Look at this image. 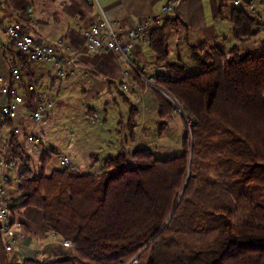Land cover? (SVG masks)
<instances>
[{
  "label": "trees",
  "instance_id": "1",
  "mask_svg": "<svg viewBox=\"0 0 264 264\" xmlns=\"http://www.w3.org/2000/svg\"><path fill=\"white\" fill-rule=\"evenodd\" d=\"M177 20L149 32L146 48L158 65L168 63L167 29ZM234 24L229 52L193 47L198 73L170 65L171 75L159 80L192 121L183 125L176 157L158 159L141 148L109 157L99 174L61 167L46 175L52 156L44 150L38 174L12 120L0 118V130L14 138L4 156L22 161L13 180L22 201L10 206L12 213L41 210L45 224L74 245L69 257L19 263L0 233V264H264V38L261 51L244 49L262 36L261 23L241 11ZM156 94L160 116H173L170 101ZM32 102L30 95L31 111ZM134 121L133 115L132 132Z\"/></svg>",
  "mask_w": 264,
  "mask_h": 264
},
{
  "label": "crops",
  "instance_id": "2",
  "mask_svg": "<svg viewBox=\"0 0 264 264\" xmlns=\"http://www.w3.org/2000/svg\"><path fill=\"white\" fill-rule=\"evenodd\" d=\"M166 1L98 0L100 8L117 31H126L146 19L159 17ZM253 1L257 3V10L254 14L249 11L246 3L236 6L235 0H181L171 17L178 19V24L167 29L169 60L165 65L169 69L170 65L184 66L188 74H196L199 72V67L192 59L191 49L193 47L204 45L205 52L212 50L229 52L236 44L234 36L236 12L243 11L257 17L261 24L263 22L264 0ZM100 8L98 5L89 3L88 0H0V21H20L23 23L25 32L43 43L57 46L60 53L72 60L73 74H69L63 83L68 84L72 96L77 99V104L82 100L84 104H87V107L82 110L88 116V120H90L89 115L98 116V105H101L105 113L102 122L107 125L108 120L111 119L115 121L113 124L115 132L126 133L123 136L124 140L121 137L113 140L102 136L104 141L100 148H104L103 152H106L108 156L105 159H102L98 152L89 153L94 162L103 160L105 164L109 157L123 152L124 146L128 155L137 149L149 148L145 133L152 130L154 125L160 126L163 130L160 133V138H162L163 134L171 129L172 119H177V117L175 114L161 117L159 99L150 90L144 92V89L139 86L136 93L122 89L123 72L127 65L115 52L106 51L96 55L89 53L84 34L95 23ZM60 42L62 45L59 44ZM243 47L252 51H261L263 49L262 37L245 43ZM0 57V74L10 79L11 69L16 64L13 47L2 49ZM135 57L139 61L140 68L147 70L148 76L155 74L154 71L149 70L158 64L149 49L143 47L137 50ZM20 70L22 82L19 85L10 84V87L16 88L26 100L25 105L18 108L19 118L12 122L13 129L15 125L21 126L20 133H15L16 141L31 156L32 162L36 161L34 165L31 162V166L38 174L41 172L39 159L44 150H50L52 156L44 170L46 175L61 168L60 157L62 155L70 156L77 170L79 165L77 159L86 153L85 147L54 143L46 137V130L49 129L47 123L51 114L54 115V104L42 125H35L30 121L32 111L29 108V99L33 94L27 90V84L35 82L39 89L48 96L56 82L51 68L22 58ZM129 80L136 82L135 76H131ZM140 92H143V99L138 100L135 96ZM115 93L121 95L116 96ZM121 108L127 109L123 111ZM132 109H134L133 114ZM116 115H118L117 118L114 117ZM133 115L136 120L134 125L141 128L140 133L129 129V120ZM179 124L183 125L180 121ZM99 131L104 132V129ZM32 135L41 139L42 143L39 148L28 140ZM13 144L14 138L11 130L1 129L0 155L2 158L0 159L9 165V170L5 171L0 168V174L7 172L12 181L22 165L21 160L15 158L7 160L4 156ZM9 189L11 205L22 201L21 194L17 192V182L13 181ZM14 218L20 236V247L13 254L16 262L21 263L35 257L42 260L59 259L67 254L68 248L63 246V238L45 224L41 210L24 207L14 211Z\"/></svg>",
  "mask_w": 264,
  "mask_h": 264
},
{
  "label": "built area",
  "instance_id": "3",
  "mask_svg": "<svg viewBox=\"0 0 264 264\" xmlns=\"http://www.w3.org/2000/svg\"><path fill=\"white\" fill-rule=\"evenodd\" d=\"M181 0H167L162 8L161 15L157 18H149L141 22L135 27H131L126 31H117L114 24L108 19L106 14L100 8L98 0H88L93 5H98L101 9L97 15L95 23H93L85 32L87 50L90 54H102L106 51L115 52L119 55L127 67L123 72L124 82L122 89L125 91L135 92L138 89L137 82L129 80L131 76H138L140 82L145 86L144 92L149 89H154L162 96L166 97L173 106V113L179 117L181 124H186L190 127L191 119L183 104L163 85L159 80L169 77L170 69L165 64L157 65L150 68V72L154 71L153 76L147 75V70H143L139 66V61L135 57V52L149 44V32L157 27L162 26L167 18L173 16L174 10ZM246 3L251 13H256L257 3L253 0H235V5ZM264 18V8L262 9ZM261 30L264 32V19L261 24ZM59 44L62 45V42ZM12 46L14 49L15 66L11 69L10 79H6L0 74V117L7 116L12 122L19 118L20 106L25 105V98L18 90L10 87L11 83L19 85L22 82V74L20 65L22 58L31 62L42 63L51 68L57 80L67 79L71 71L72 60L59 52L57 46H51L36 39L34 36L24 31L23 23L20 21H0V51L4 48ZM69 50V48H68ZM1 60V57H0ZM27 90L34 95V110L30 115V121L35 125H41L51 108L53 101L44 94L35 82H28ZM136 99L143 98V92L136 94ZM92 123L97 122L96 115H89ZM134 131L141 132V128L137 125L132 126ZM14 132L19 134L21 126H14ZM36 148H39L42 141L39 137L32 135L28 138ZM61 167H70L75 169L72 158L68 155L60 157ZM0 168L5 171L9 170V165L0 160ZM76 170V169H75ZM77 171V170H76ZM10 175L7 172L0 174V233L7 252L14 254L20 247V236L16 228L14 214L11 211V203L9 201V182ZM59 235V234H58ZM65 248L71 249L74 247L72 241L62 240ZM137 264V262H133Z\"/></svg>",
  "mask_w": 264,
  "mask_h": 264
},
{
  "label": "rangeland",
  "instance_id": "4",
  "mask_svg": "<svg viewBox=\"0 0 264 264\" xmlns=\"http://www.w3.org/2000/svg\"><path fill=\"white\" fill-rule=\"evenodd\" d=\"M261 37L264 38V32ZM63 82L64 81L56 79L55 86L51 88L49 92V96L54 104V115L51 114L50 120L48 123L46 122L49 126V129L47 128L46 130V137L50 138L54 143L60 142L67 146L74 145L80 148L85 147L86 153H83L77 159L79 161L77 172L84 174L102 173L105 171L104 161L100 160V162H94V160L90 158L89 153L98 152L101 158L105 159V157L108 156L106 152H103L104 148H100V146H103L102 142L104 141L102 136L113 140L120 139L121 137L124 140L123 136L126 133L123 132L121 134L120 132H115V127H113L115 121L113 122L111 119L108 120L107 125L102 122V117H104L105 113L101 105H98L99 114L97 116V122L92 123L88 120V116H86L82 110L87 107V104H84V102H82L83 100L79 101V104H77V99L72 96L68 84ZM149 90L158 98L154 89ZM115 95L120 96L121 94L115 93ZM121 109L124 111L127 108ZM114 117L117 118L118 115ZM179 121V117H177V119L173 118V123H170L171 129L167 133H164L162 138H160V133H162L163 130H161L160 126L154 125L152 130L145 133V138H147L149 142V149L154 152L156 158L170 159L182 153V135H184L185 128L183 125L179 124ZM101 129H104V132L99 131ZM121 153H127L125 146ZM35 162H32V164L34 165ZM73 253V249H68L64 257H69ZM60 258L62 259L63 257Z\"/></svg>",
  "mask_w": 264,
  "mask_h": 264
}]
</instances>
